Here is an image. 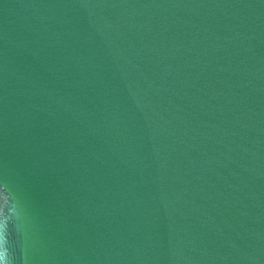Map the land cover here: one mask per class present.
<instances>
[{
	"label": "water",
	"instance_id": "obj_1",
	"mask_svg": "<svg viewBox=\"0 0 264 264\" xmlns=\"http://www.w3.org/2000/svg\"><path fill=\"white\" fill-rule=\"evenodd\" d=\"M0 264H264V0H0Z\"/></svg>",
	"mask_w": 264,
	"mask_h": 264
}]
</instances>
